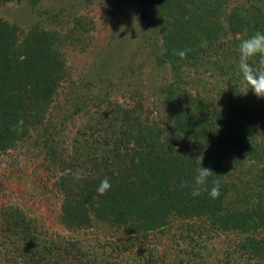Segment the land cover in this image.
Segmentation results:
<instances>
[{
	"label": "rangeland",
	"instance_id": "rangeland-1",
	"mask_svg": "<svg viewBox=\"0 0 264 264\" xmlns=\"http://www.w3.org/2000/svg\"><path fill=\"white\" fill-rule=\"evenodd\" d=\"M234 4L230 11L236 8ZM159 6L160 2L150 3L147 20L143 21L140 0H0V23L9 31L8 37L0 39V94L12 100L27 98L32 90L26 93L27 74L41 80L39 77L51 66L59 70L60 63L63 68L60 77L56 75L53 80L56 88L45 112H39L46 121L29 125L0 150V213L7 208L21 210L45 237L75 242L97 264H144L157 256L164 264H204L202 257L208 259L206 264H217L226 247L245 236L239 231H214L203 222L179 221L139 239L134 252H130L127 242L133 235L129 231L120 233L116 228L96 225L73 233L60 218L62 198L55 184L70 172L68 166L49 164L54 150L56 162L131 160L126 158V146L120 143L127 132L122 123L124 113L143 102L155 117L159 112L165 114L159 89L171 84L174 77L170 64L159 62L166 49ZM224 24L227 36L222 44L226 52L235 48L233 42L241 37L231 33L226 19ZM209 52L198 63L190 62L185 67L195 77L189 88L191 94H200L218 111L232 106L256 111L260 121L254 132L261 142L264 99L251 90L244 94L238 70L221 73L218 67L227 64L231 56L226 60L223 53L216 55L214 49ZM30 58L38 62L31 64ZM48 74L42 77L44 81ZM78 96L83 98L80 105H85L84 111H77L74 105ZM136 142L132 139L129 146L134 148ZM227 160L222 163L229 167L226 180L240 189L239 194L235 190L228 193V204L246 206L243 192L250 187L244 181L248 183L257 176L264 160L245 156L243 166ZM197 228L203 235L198 233L194 241L186 239L187 232ZM110 253L120 254V261L110 256L105 260ZM7 261L2 264H12V260Z\"/></svg>",
	"mask_w": 264,
	"mask_h": 264
},
{
	"label": "trees",
	"instance_id": "trees-1",
	"mask_svg": "<svg viewBox=\"0 0 264 264\" xmlns=\"http://www.w3.org/2000/svg\"><path fill=\"white\" fill-rule=\"evenodd\" d=\"M153 2H160L159 22L163 25L160 30L166 42L159 62L170 64L174 77L171 84L159 89L163 95L160 105L166 116L157 112L159 116L155 117L146 111L142 101L124 113L122 123L127 132L123 133L120 143L126 146V158L131 160L92 159L88 161L91 166L87 162H56L54 150L49 164L68 166L70 172L55 184L62 198L60 218L73 233L96 225L116 228L120 233L129 231L133 235L127 242L130 252H134L139 239L171 228L179 221L203 222V226L208 224L214 231L232 230L245 235L226 247L217 264H264V168L248 183L245 179L250 191L243 192L246 206L238 207L228 204V193L235 190L239 194V186L226 180L229 167L222 165L232 159L243 166L245 156L250 160H264V140L260 142L255 136L260 116L256 111L237 106L216 110L200 94H191L195 77L185 70L190 62L198 63L214 49L216 55L223 53L226 60L231 56L227 64L218 67L222 74L239 72L241 41L257 31L264 32V0H140L143 21L147 20L148 5ZM232 4L236 8L230 11ZM225 19L231 33L241 37L233 42L235 48L226 52L222 44L227 36ZM6 28L0 23V39L8 37ZM182 50H190L183 59L178 55ZM0 53L3 54L1 49ZM30 62L36 64L38 59ZM250 63L258 68L259 58ZM57 65L59 70L52 66L49 71L44 70L45 74L49 72L45 81L42 78L45 74L39 77L41 80L25 76L26 87H30L26 93L32 89L27 98L12 100L0 94V150L29 125L46 121L39 112H45L56 88L53 80L63 72L61 64ZM74 100L77 111H84L85 105H80L83 98L78 96ZM100 108L101 104L96 105V109ZM20 121H23L22 132L14 131ZM132 139L137 140L134 148L129 146ZM201 166L213 171L206 186L208 190L219 182L220 196L216 199L208 190L194 197L191 187H183V182L191 181ZM77 174L81 175L80 179H76ZM105 178L111 188L106 195L98 196L97 187ZM198 233L203 235L199 229L189 231L186 239L194 241ZM115 255L110 253L104 257L120 261V254ZM7 260H12V264H97L75 242L45 237L16 208L3 209L0 213V264ZM201 260L204 264L208 261L206 257ZM144 264L164 263L157 256Z\"/></svg>",
	"mask_w": 264,
	"mask_h": 264
},
{
	"label": "clouds",
	"instance_id": "clouds-1",
	"mask_svg": "<svg viewBox=\"0 0 264 264\" xmlns=\"http://www.w3.org/2000/svg\"><path fill=\"white\" fill-rule=\"evenodd\" d=\"M188 51L190 50L179 51L178 55L183 59L186 57ZM238 52V69L241 77L240 86L244 89V94L246 95L251 90L258 98L264 99V32L257 31L249 38L242 40ZM255 58H259L258 68H254L252 63H250ZM22 125L23 121H20L13 130L22 132ZM177 135L179 134L177 133ZM212 174L213 171L211 169L201 166L197 169L191 181L183 182V187H191V194L194 197L199 196L202 190H208L206 186ZM80 178L81 175L77 174L76 179ZM110 188V181L108 178H105L97 187V195H106ZM208 191L213 199L218 198L220 196L219 182H215L214 186Z\"/></svg>",
	"mask_w": 264,
	"mask_h": 264
}]
</instances>
